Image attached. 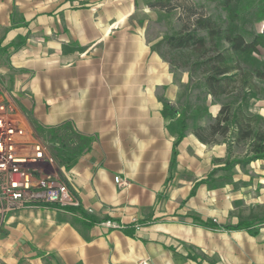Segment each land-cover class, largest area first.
I'll list each match as a JSON object with an SVG mask.
<instances>
[{
	"label": "crops",
	"instance_id": "obj_1",
	"mask_svg": "<svg viewBox=\"0 0 264 264\" xmlns=\"http://www.w3.org/2000/svg\"><path fill=\"white\" fill-rule=\"evenodd\" d=\"M160 12L140 0H0L4 44L28 36L8 60L14 70L0 64V100H14L42 126L68 121L95 138L69 168L40 162L38 175L62 180L102 220L80 223L52 206L10 213L0 227V264H197L195 251L234 264V231L194 219L227 222L229 188L202 183L191 194L226 145L187 128L172 166L190 75L154 45ZM164 102L175 116H164Z\"/></svg>",
	"mask_w": 264,
	"mask_h": 264
},
{
	"label": "trees",
	"instance_id": "obj_2",
	"mask_svg": "<svg viewBox=\"0 0 264 264\" xmlns=\"http://www.w3.org/2000/svg\"><path fill=\"white\" fill-rule=\"evenodd\" d=\"M176 1L182 0H148L147 4L151 8L162 11H170L172 8L179 7L186 15V17L180 16L179 18L183 22L181 30L164 38L165 50L160 51V53L172 66L185 68L189 71L190 80L187 88L197 72L202 75L201 86L213 97L229 95L236 89L242 88L251 91L256 86V79L264 80V61L258 57L261 48H264V30L263 33L256 34L251 39H247L239 31L236 20L242 0H207L218 2L227 11L229 19L225 25L218 24L211 16L199 11L193 5L179 4L174 6ZM260 2L263 4L264 9V0ZM254 4L251 3V7ZM260 18H264V10ZM24 40L25 38L20 36L16 42L7 46H2L0 40V54L6 51V48L10 45H14L16 48L19 47L24 43ZM183 51H190L195 58L191 62L185 60L177 64L172 54L175 52L182 53ZM185 109L178 118L181 128L174 143L172 166L178 154V145L188 128ZM163 114L167 118L175 116V107L168 102H164ZM207 128L210 134L218 133L227 136L231 132L234 141L244 142L249 146L246 159L227 162L225 169H230L236 163L245 165L252 160L264 159V129L255 128L244 115H240L238 112L232 113L229 105L222 106L214 122L209 123ZM38 129L54 144L53 155L64 162L67 168L73 165L82 154L90 150L95 140L93 136L79 134L68 121L55 126L38 124ZM202 130L196 129L194 133L202 142L209 143L210 141L203 135ZM217 170L218 168H214L208 178L198 181L191 194L202 183H210L211 187H216L213 175L217 173ZM52 207H55V205H52ZM66 210L74 213L80 223L102 221L87 213L81 206H69L66 207ZM194 219L201 225L216 226L212 220H203L199 216H194ZM227 227L233 230H249L253 235H256L259 231L258 228L254 229L253 224L248 222H240ZM127 232L132 233L133 231L127 229ZM52 257H46V261L49 263Z\"/></svg>",
	"mask_w": 264,
	"mask_h": 264
},
{
	"label": "rangeland",
	"instance_id": "obj_3",
	"mask_svg": "<svg viewBox=\"0 0 264 264\" xmlns=\"http://www.w3.org/2000/svg\"><path fill=\"white\" fill-rule=\"evenodd\" d=\"M140 1L144 4L148 2V0ZM260 1L242 0L240 3V11L236 22L239 31L247 39H251L256 34L263 33L264 18H260V16L264 9ZM251 3L255 4L251 7ZM179 4L193 5L199 11L211 16L218 24L225 25L228 22V13L218 2L207 0H182L174 2V6H178ZM180 16L186 17L179 7L158 14L155 24L152 25L151 29V36L155 39L154 45L158 51L165 50L163 40L166 36L176 34L181 30L183 22L179 19ZM21 37L25 38L22 45L17 48L14 45H10V47L6 48V51L0 54V64H10L11 66V63H9L10 56L27 43L28 36ZM17 38L8 44H4L3 36L0 37V40L2 46H7L16 42ZM172 57L175 58L177 64L185 60L191 62L195 58L190 51L175 52L172 54ZM258 57L264 61V48H261ZM10 69L11 71L14 70L12 66ZM182 69L186 70L185 68ZM201 76L200 72H197L193 76V81L186 90V105L183 110L187 109L185 111L187 112V125L189 129L193 131L203 129V135L210 141L208 144L222 145L224 143L226 145V154L217 159L218 165L214 167L218 168V170L213 175L216 187L212 188H218L221 193L229 188L228 194L231 197V210L229 211L228 221L219 223L216 219H207L212 220L216 226L206 227H211L218 231L226 229L234 231L235 243L230 253L234 257V264H264V159L252 160L245 165L243 163H236L230 169H225L227 162L246 159L248 157L249 146L247 143L234 141L231 132L227 136L218 133L210 134L207 128L209 123L214 122L222 106L227 104L231 107L232 113L238 112L240 115H244L246 119H249L255 128L264 129V80L256 79V86L251 91L242 88L236 89L229 95L213 97L201 86ZM24 95L32 103L31 94L24 91ZM0 103H12L21 112L31 130L38 136V140L44 143L51 155L54 154V144L49 141L44 133L39 131L38 124L40 123L32 114L24 112L14 100H0ZM216 108H218L217 112ZM211 111L216 115L213 116ZM56 161L58 159L55 158L54 164ZM38 163L29 166L30 169H36L38 172ZM210 173L203 179L208 178ZM45 175L56 177L52 174ZM203 184L210 186V183ZM7 215L0 214V227L4 225ZM240 222L253 224L254 229H259L258 233L253 235L249 230H233L227 227ZM190 258L195 261L200 258L197 260V264H216L219 261V257H209L200 251H195V255H190Z\"/></svg>",
	"mask_w": 264,
	"mask_h": 264
},
{
	"label": "built area",
	"instance_id": "obj_4",
	"mask_svg": "<svg viewBox=\"0 0 264 264\" xmlns=\"http://www.w3.org/2000/svg\"><path fill=\"white\" fill-rule=\"evenodd\" d=\"M38 162L53 164L55 156L38 140L12 103H0V214L52 205L60 210L81 206L76 193L63 181L30 169ZM114 180L121 187L128 185L122 176H115ZM140 264L149 261L142 260Z\"/></svg>",
	"mask_w": 264,
	"mask_h": 264
}]
</instances>
